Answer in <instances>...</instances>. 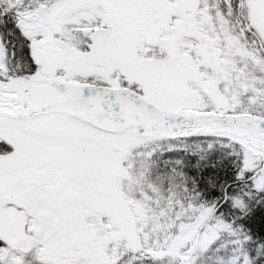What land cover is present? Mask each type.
Segmentation results:
<instances>
[{
  "label": "snow or ice",
  "instance_id": "1",
  "mask_svg": "<svg viewBox=\"0 0 264 264\" xmlns=\"http://www.w3.org/2000/svg\"><path fill=\"white\" fill-rule=\"evenodd\" d=\"M0 264H264V0H0Z\"/></svg>",
  "mask_w": 264,
  "mask_h": 264
}]
</instances>
